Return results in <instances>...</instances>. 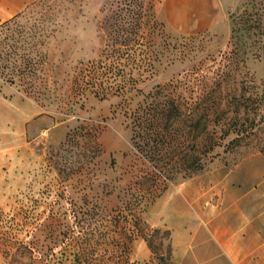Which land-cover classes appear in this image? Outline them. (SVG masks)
Listing matches in <instances>:
<instances>
[{
  "label": "rangeland",
  "instance_id": "rangeland-1",
  "mask_svg": "<svg viewBox=\"0 0 264 264\" xmlns=\"http://www.w3.org/2000/svg\"><path fill=\"white\" fill-rule=\"evenodd\" d=\"M4 1L17 10L0 20V264H172L170 231L148 215L162 209L175 225L173 194L157 198L213 162L264 154V0H141L153 6L141 45L152 51V68L133 72L137 92L104 99L77 81L118 45L110 25L122 0ZM237 49L246 50L243 63L230 54ZM221 79L226 121L231 97L253 86L244 95L255 107V136L232 147L231 133L202 171L168 179L133 143L129 110L157 84L176 85L192 103ZM153 177L158 195L147 198ZM141 193L146 206L135 221L131 203Z\"/></svg>",
  "mask_w": 264,
  "mask_h": 264
},
{
  "label": "trees",
  "instance_id": "trees-1",
  "mask_svg": "<svg viewBox=\"0 0 264 264\" xmlns=\"http://www.w3.org/2000/svg\"><path fill=\"white\" fill-rule=\"evenodd\" d=\"M120 3L123 6L118 7L115 18L119 22L115 23L114 20L110 25L118 45L107 46L103 50L104 60L89 62L83 67L80 70L82 80L77 81L79 89L92 88L93 94L101 99L108 95L124 97L125 93L132 90L137 92L138 79L133 72L141 75L152 68L150 60L152 51L142 48L141 45L149 36L143 28L148 24L152 27L155 24L150 12L153 6L150 2L144 3L141 0H122ZM230 54L243 55L240 59L243 63L246 50H231ZM222 80L212 83V86L203 90L192 103L176 95V85L157 84L153 91L141 94L142 99L134 109L129 110L133 143L139 147V151L145 157L148 156L150 160L161 164L168 179H172L183 168L187 170L188 177L202 171L206 160L210 161L215 156L212 154L214 149L221 146L222 141L231 133L235 134V137L228 142L232 147H238L243 140L255 136L253 128L256 123L253 117H250L255 107L252 106L253 101L250 97L244 95L250 92L253 86L242 84L239 94L231 97L234 106L233 115L226 121ZM124 104H130V100L128 101L126 97ZM240 110H242L241 116H239ZM185 137H188L191 143L185 144ZM158 178H150L151 185L147 191V198L158 195L160 185ZM144 198L142 193L133 197L131 205H135L137 209L131 208L130 211L134 213L129 215L134 214L135 221L141 219V213L146 206ZM154 232L158 230L155 229ZM144 240L151 247L150 242L146 238ZM93 260L90 258L89 263L93 264ZM97 261L102 262V259ZM126 262L128 264V261ZM160 263L164 264L162 261Z\"/></svg>",
  "mask_w": 264,
  "mask_h": 264
},
{
  "label": "crops",
  "instance_id": "crops-1",
  "mask_svg": "<svg viewBox=\"0 0 264 264\" xmlns=\"http://www.w3.org/2000/svg\"><path fill=\"white\" fill-rule=\"evenodd\" d=\"M15 5L0 0L1 21L16 13ZM172 194L175 225L162 209L154 220L148 215L151 226L170 231L172 264H264V154L213 162L156 202Z\"/></svg>",
  "mask_w": 264,
  "mask_h": 264
}]
</instances>
